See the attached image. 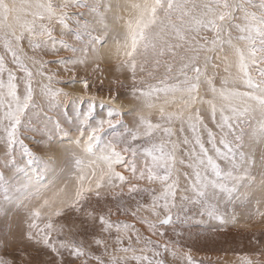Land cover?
<instances>
[{"label": "snow or ice", "instance_id": "snow-or-ice-1", "mask_svg": "<svg viewBox=\"0 0 264 264\" xmlns=\"http://www.w3.org/2000/svg\"><path fill=\"white\" fill-rule=\"evenodd\" d=\"M0 217V264H213L187 232L264 223V0H0Z\"/></svg>", "mask_w": 264, "mask_h": 264}, {"label": "rangeland", "instance_id": "rangeland-1", "mask_svg": "<svg viewBox=\"0 0 264 264\" xmlns=\"http://www.w3.org/2000/svg\"><path fill=\"white\" fill-rule=\"evenodd\" d=\"M99 64L100 67L96 70H94V65L91 63L88 65L89 67L81 66L77 69L78 75L88 78L90 84H92L89 89L90 93L103 97H108L110 90L112 95H116L117 92L127 93V87L121 89L114 81L123 79L126 85H130V79H126L124 75L117 73L114 64L112 68L111 64L108 66L101 63V61H99ZM51 67L56 68L57 66L52 65ZM62 75L67 77V73H62ZM101 82H103V87H101ZM60 87H64L66 91L79 92L82 90V85L80 87L60 85ZM121 99L123 100L124 96H121ZM9 228L16 232L15 223L11 219L4 220L0 217V250L3 249V237L8 233ZM261 232H264V223L250 222L243 218L236 223L218 228L201 225L186 233V247L192 249V254L197 259L211 257L213 264H242L240 256L244 253H251L255 248L252 242L253 234L260 235ZM16 238L18 239V233H16ZM8 239L13 241L14 237L9 235ZM21 246L10 243L7 250L13 251ZM218 256L220 257L218 258Z\"/></svg>", "mask_w": 264, "mask_h": 264}, {"label": "bare ground", "instance_id": "bare-ground-1", "mask_svg": "<svg viewBox=\"0 0 264 264\" xmlns=\"http://www.w3.org/2000/svg\"><path fill=\"white\" fill-rule=\"evenodd\" d=\"M101 63H103V64H105V65H108L109 66V64H111V68L113 67V63L112 62H110V61H108V60H102L101 61ZM89 67V66H88ZM105 72V71H104ZM123 80V79H122ZM72 86H74V87H80L81 86V84H76V85H72ZM105 98H107V97H105ZM211 242V241H210ZM213 244V243H212ZM211 245V244H210ZM217 245V244H216ZM210 248V247H209ZM214 255V254H213ZM220 256H218V258H219ZM236 258V257H235Z\"/></svg>", "mask_w": 264, "mask_h": 264}]
</instances>
